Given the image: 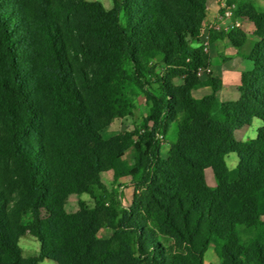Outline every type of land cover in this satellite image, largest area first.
Masks as SVG:
<instances>
[{
  "label": "trees",
  "instance_id": "1",
  "mask_svg": "<svg viewBox=\"0 0 264 264\" xmlns=\"http://www.w3.org/2000/svg\"><path fill=\"white\" fill-rule=\"evenodd\" d=\"M206 2L0 0V264H203L211 244L219 264H264V9L234 11L257 40L239 97L221 101V80L198 74L210 64L195 44ZM219 35L237 49L246 39L236 27ZM202 86L212 92L194 97ZM140 96L147 112L129 130ZM253 118L255 138L236 139ZM114 119L123 129L104 138ZM108 171L130 179L127 206L103 184ZM74 184L93 205L70 213ZM26 232L40 246L23 259Z\"/></svg>",
  "mask_w": 264,
  "mask_h": 264
},
{
  "label": "rangeland",
  "instance_id": "2",
  "mask_svg": "<svg viewBox=\"0 0 264 264\" xmlns=\"http://www.w3.org/2000/svg\"><path fill=\"white\" fill-rule=\"evenodd\" d=\"M97 1H100L107 9L111 8L112 6L111 0H97ZM230 2L234 3L235 5L233 9L234 11L237 9L238 5L241 4L242 2H246V3L249 2L258 8L264 9V0H230ZM209 42L210 41L208 39L207 48L206 50H204L207 53H208ZM220 61H221V58L219 57L212 58V59L210 57V64L206 68L211 69L210 66L212 62L215 65H218L221 63ZM246 64H247V61L245 60L242 64L243 66L236 67L235 69V65H234V68L232 69L234 71H237L238 69V72L241 70L244 71L245 70L244 67L246 66ZM209 73H211V71L208 73L202 74L201 76L205 77L206 74H209ZM236 83H238V80L236 81ZM146 112H147V106L145 104V99L142 96L136 98V108H135L134 115L133 117L127 119L124 122L125 127L129 130H132L135 124H140V122L146 115ZM261 125H262V121L259 118H253L249 126L236 130V135H235L236 139L242 140V141H248V140L254 139L256 136L257 129ZM122 129H123V124H121V121L117 119L113 124H110L107 127H105L102 130L101 134L104 138H109L119 133L120 130ZM159 139L161 143V155L163 156V158H165L167 156L169 142L166 138H159ZM130 155H131V152L127 154L126 158H129ZM225 160L229 167H234L237 162V156L235 153L231 152L226 155ZM101 178H102L103 184L108 190H111L112 188L117 189V193L120 195L119 199L123 205L127 206L130 203L132 194H133V187H132V184L129 178L120 179L118 181L119 184L113 183L112 175L109 171L104 172L101 175ZM205 179H206V182L210 186L216 185V180H215V177H214V174L211 168L205 169ZM80 203H82L85 206L91 207L93 205V199L90 197L89 194L84 192L81 186L74 184L73 191L67 197V200L64 206L65 210L70 213L76 212L79 210ZM262 218L264 220V216ZM28 220H29V214L27 212L22 213L21 218H20L21 223L24 224ZM112 233L113 232L109 227H102L99 230V236L103 238H107L111 236ZM16 244L21 250L23 259H26L30 256L37 255L39 252V246H40L39 241L37 240L36 237L29 234L28 232L18 237ZM219 262H220L219 258L215 252V247L213 244H211L208 247L207 251L205 252L203 264H219ZM38 264H57V263L53 261L52 259H43L39 261Z\"/></svg>",
  "mask_w": 264,
  "mask_h": 264
},
{
  "label": "crops",
  "instance_id": "3",
  "mask_svg": "<svg viewBox=\"0 0 264 264\" xmlns=\"http://www.w3.org/2000/svg\"><path fill=\"white\" fill-rule=\"evenodd\" d=\"M225 1L228 2V0H207L206 17L203 21L199 39L195 43L198 44L204 35L211 37L212 32L216 33V37L209 39L208 54L211 59L218 57L221 58L220 64L215 65L212 62L210 66L211 74L214 77L219 78L222 82L221 88L216 92V97L221 101L235 100L239 97L237 87L240 81V73L243 70L238 72V69L237 71H234L232 68H234V65L235 69L236 67L243 66L242 64L245 60L247 61V64L244 67L245 70L251 68V62L243 56L249 52L252 44L257 40V37L253 33L254 23L247 16L235 15L233 12L231 18L219 22L218 14ZM234 27L241 29L246 35L245 43L240 49L231 45L229 39L225 35H219L221 32H227ZM236 79L238 80V83H236ZM176 82L178 83L180 80L178 79ZM211 92L212 90L209 86H202L192 90V95L196 98H201ZM116 120L117 119H114L111 124Z\"/></svg>",
  "mask_w": 264,
  "mask_h": 264
},
{
  "label": "built area",
  "instance_id": "4",
  "mask_svg": "<svg viewBox=\"0 0 264 264\" xmlns=\"http://www.w3.org/2000/svg\"><path fill=\"white\" fill-rule=\"evenodd\" d=\"M234 7H235L234 3H229L227 1H225L223 3V5L221 6L220 12L218 14V20H219V22H222L225 19L231 18L232 15H233V12H234V10H233ZM208 39H209V36L208 35H204L202 37V40H200L201 44H203V46L205 47V50H206L207 45H208ZM210 71H211L210 68H199L198 69V74L199 75H202V74L208 73Z\"/></svg>",
  "mask_w": 264,
  "mask_h": 264
}]
</instances>
